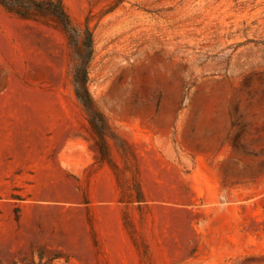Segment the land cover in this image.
<instances>
[{
    "label": "rangeland",
    "instance_id": "374dc122",
    "mask_svg": "<svg viewBox=\"0 0 264 264\" xmlns=\"http://www.w3.org/2000/svg\"><path fill=\"white\" fill-rule=\"evenodd\" d=\"M62 2L110 161L66 34L0 6V264H264V0Z\"/></svg>",
    "mask_w": 264,
    "mask_h": 264
},
{
    "label": "trees",
    "instance_id": "16d2710c",
    "mask_svg": "<svg viewBox=\"0 0 264 264\" xmlns=\"http://www.w3.org/2000/svg\"><path fill=\"white\" fill-rule=\"evenodd\" d=\"M0 6L20 18L51 21L66 34L75 54L71 69L75 96L87 114L92 131L100 139L99 153L104 159H108L103 137L111 134L99 128L100 123L108 126L107 117L97 108L88 88L89 64L94 53L93 34L89 26L81 29L72 25L62 0H0Z\"/></svg>",
    "mask_w": 264,
    "mask_h": 264
}]
</instances>
